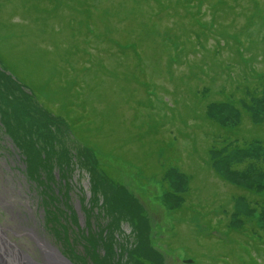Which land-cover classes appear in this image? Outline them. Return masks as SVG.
I'll list each match as a JSON object with an SVG mask.
<instances>
[{
    "label": "rangeland",
    "instance_id": "obj_1",
    "mask_svg": "<svg viewBox=\"0 0 264 264\" xmlns=\"http://www.w3.org/2000/svg\"><path fill=\"white\" fill-rule=\"evenodd\" d=\"M215 1L0 0V196L29 198L73 264H264V0L177 29L172 5L209 26ZM134 35L142 57L117 44ZM245 83L238 106L221 95ZM18 223L0 200L6 237L39 260Z\"/></svg>",
    "mask_w": 264,
    "mask_h": 264
},
{
    "label": "trees",
    "instance_id": "obj_2",
    "mask_svg": "<svg viewBox=\"0 0 264 264\" xmlns=\"http://www.w3.org/2000/svg\"><path fill=\"white\" fill-rule=\"evenodd\" d=\"M197 2L198 3H200V2H203V0H197ZM235 3H239L238 1H236ZM172 6H174L173 8H174V11H175V14H176V16L177 17H179L178 19H176L177 21L175 22V25H176V27H177V29L179 28V23L180 22H183V20H184V18H186V17H189V16H191L192 15V17H193V19H194V21L195 22H197V23H195V24H198L199 25V27H202V28H198V29H200V30H206V31H208L209 30V32H211V30H210V28H213V26L217 23L216 21H218V19H220V18H222V19H225V17L227 16V15H230L232 12H233V10H235V7H237L235 4H233L232 6H231V3L229 2V1H227V0H219V1H215L214 3H212L211 5H210V12H212L211 14V18H212V20H210L209 22V26H208V24L206 23H203V22H199L200 21V19L199 18H197V17H195L197 14H198V11H195L194 13L193 12H190V14H185V15H181V14H179V8H178V5L176 6V5H172ZM199 10V9H198ZM197 13V14H196ZM140 14V13H139ZM193 15H195V16H193ZM135 18H136V16H135ZM141 19H138V18H136V21H138L139 23H141V25L144 27H146V30H148L151 26L149 25L150 23H147V22H145V23H147V25H145L143 22H140L142 19H146L147 17L145 16L144 17V15L142 14V16L140 17ZM251 20V19H250ZM153 22V21H152ZM250 24L248 23L246 26H249ZM153 28V27H152ZM244 28V27H243ZM144 29V28H143ZM154 29V28H153ZM179 29H183L182 27L181 28H179ZM154 31L156 32V33H154V32H152L150 29H149V34L152 36H154V35H162V32H160V33H158V31L156 30V29H154ZM184 31V30H183ZM223 31V29H221V34L223 33L222 32ZM8 32L9 33H15V28L13 27V25H12V23H9V29H8ZM142 32H144L143 30L140 32V34L142 33ZM180 32H181V30H180ZM129 33V32H128ZM201 33H204V32H201ZM17 34V32L15 33V35ZM139 34V35H140ZM182 32L181 33H179V36L181 37L182 36ZM129 36V35H128ZM134 37H136L137 39L136 40H134V42L133 41H131V42H122V41H118L117 42V44H118V46L122 49V50H124V49H129L130 48V50L134 53V54H136V56L137 57H140L141 56V52L138 50V42L139 41H141L142 42V40H146V38L145 37H142V36H135L134 35ZM133 37V38H134ZM209 37H210V34H209ZM12 39H13V37H11ZM130 39V38H129ZM221 39H223V40H225V42H223L222 43V41L219 39V40H217V45H216V47L215 46H213L212 48H209V56H210V58H209V61L211 60V58H214L215 56H217V53H219L220 52V49H222V47H225V45L227 44V46L229 45V43H230V40L228 39V36H226V37H222ZM233 40H235L236 39V36H234L233 38H232ZM200 40H202V38H199V41ZM138 41V42H137ZM236 41V40H235ZM14 43V45H15V47H17V40L16 41H14L13 42ZM181 43V42H180ZM18 44H19V42H18ZM241 51H242V49H241ZM142 57V56H141ZM1 62H3L2 61V58L0 57V63ZM216 64H219L220 65V67L223 69L224 68V65H223V63H222V61H218V62H215L214 61V65H216ZM210 69H212V67H209ZM227 68V67H226ZM225 68V69H226ZM8 70H10L11 72H10V74L11 75H13V71L8 67L7 68ZM138 74V73H137ZM229 75H228V77L230 78V80H235V77H234V75L232 74V72L231 73H228ZM257 76H260V77H258V81H264V74H262V73H257ZM12 77H15V76H12ZM18 77V76H17ZM19 78V77H18ZM15 79H16V81L17 82H20V83H22V81H20L19 79H17L16 77H15ZM135 80L136 81H139L140 83H141V85L142 84H144V82H142V81H140L139 79H136L135 78ZM23 84V83H22ZM31 87V92L32 93H35V92H37L36 90H34V88L32 87V86H30ZM236 89H241L242 90V92L244 93V95L241 97V98H243L245 101L246 100H248L249 99V96L248 95H252L253 93H255V88H253V87H251L250 85H247L246 83L245 84H240V85H238L234 90H228V89H226V88H222V89H220V92H221V95H224V96H227V100L229 101V102H231V103H233L234 102V105L235 106H238L239 105V103H236L237 102V99H236V96H234L235 94H237V92H236ZM213 101H209V103H212ZM213 103H216V102H213ZM46 105H43V107L48 111V108H46L45 107ZM49 113H50V111H48ZM209 120L211 121V122H214L211 118H209ZM262 124L263 123H257L256 124V126L255 127H257V131L258 130H260V127L262 126ZM216 126H221L224 130H226L227 132H229V133H235V134H238L237 136H232V135H230V134H225L226 135V137L228 138V139H230V140H236L235 142H237V140H239L240 141V136H241V134L239 133V132H237V127H238V125L237 126H234V127H224V126H222V125H220L219 123L216 125ZM220 127V128H221ZM257 134L258 135H263L262 134V132H257V133H255L253 136H257ZM258 139H256V138H254V137H251V138H246L245 137V139L243 140L244 141V143L243 144H240L239 145V147H242L243 149H245V148H247V146L252 142V141H254L255 139L257 140V141H261L259 138H263V137H257ZM238 143V142H237Z\"/></svg>",
    "mask_w": 264,
    "mask_h": 264
},
{
    "label": "bare ground",
    "instance_id": "obj_3",
    "mask_svg": "<svg viewBox=\"0 0 264 264\" xmlns=\"http://www.w3.org/2000/svg\"><path fill=\"white\" fill-rule=\"evenodd\" d=\"M17 193L20 192L15 190V192H10L8 196H0V200L2 204L20 220L18 224L24 229L25 233L31 236L35 246L39 249L40 259L33 260L23 250H20L21 252L18 253L14 245H7L5 240L0 237V264H73L35 227L38 220L33 213L35 211L31 205V201L26 196H17ZM18 203L26 206V211L25 208L20 211ZM11 228L12 227L8 225L6 230L11 231ZM4 230L5 229L0 226V231L6 234Z\"/></svg>",
    "mask_w": 264,
    "mask_h": 264
},
{
    "label": "water",
    "instance_id": "obj_4",
    "mask_svg": "<svg viewBox=\"0 0 264 264\" xmlns=\"http://www.w3.org/2000/svg\"><path fill=\"white\" fill-rule=\"evenodd\" d=\"M3 232H1L0 231V236L2 235V236H4V237H1V238H3L4 240H5V242L7 243V245H14L15 246V248H16V251H18V252H20V249L17 247V245H15L9 238H7L6 237V235L4 234ZM7 252V251H6ZM188 262H192V259H188L187 260Z\"/></svg>",
    "mask_w": 264,
    "mask_h": 264
}]
</instances>
